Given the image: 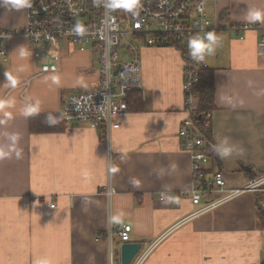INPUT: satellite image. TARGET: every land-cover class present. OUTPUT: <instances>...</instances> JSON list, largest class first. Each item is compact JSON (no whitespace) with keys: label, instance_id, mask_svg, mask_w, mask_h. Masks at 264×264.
I'll list each match as a JSON object with an SVG mask.
<instances>
[{"label":"crops","instance_id":"crops-1","mask_svg":"<svg viewBox=\"0 0 264 264\" xmlns=\"http://www.w3.org/2000/svg\"><path fill=\"white\" fill-rule=\"evenodd\" d=\"M27 7L0 0V29H23ZM207 14L224 27L264 23V0H212ZM263 34L221 30L205 39L219 156L211 167L233 184L264 177ZM139 58L141 100L118 117L109 142L83 123L35 133L31 116L61 113L69 96L97 85L98 56L65 42L0 40V264H121L124 242L108 232L124 224L132 225L128 242L151 249L142 264H264V193L197 215L202 204L189 197L160 200L191 187L178 135L184 62L172 47L140 46Z\"/></svg>","mask_w":264,"mask_h":264},{"label":"built area","instance_id":"built-area-1","mask_svg":"<svg viewBox=\"0 0 264 264\" xmlns=\"http://www.w3.org/2000/svg\"><path fill=\"white\" fill-rule=\"evenodd\" d=\"M212 0H28L27 24L23 29H0V40L21 35L33 45L49 41L90 47L98 56L99 80L94 88L73 93L63 105L66 126L83 123L109 142L121 127L118 117L129 111L131 92L140 90V46L172 47L180 51L183 62L184 107L178 135L182 149L191 159L192 181L187 191L160 193V200L179 204L186 197L202 208L197 215L246 193H264V177L241 184L230 183L222 169H214L211 149L197 124L194 99L201 72L210 68L205 39L227 30L244 39L249 31H264V23L233 22L224 27L207 14ZM264 53V34L258 42ZM131 56V59L125 58ZM217 57V54H213ZM143 98V97H142ZM200 101V100H199ZM203 115H200L202 117ZM206 127L212 125L207 115ZM109 195L116 193L109 187ZM264 208V199L260 200ZM132 225L124 224L114 235L128 242ZM145 249V248H144ZM142 250L132 264H142L151 249Z\"/></svg>","mask_w":264,"mask_h":264},{"label":"trees","instance_id":"trees-1","mask_svg":"<svg viewBox=\"0 0 264 264\" xmlns=\"http://www.w3.org/2000/svg\"><path fill=\"white\" fill-rule=\"evenodd\" d=\"M196 91L200 100L197 110V124L201 128L207 146L211 149L212 163L217 164L219 163V156L213 141L212 125L210 127L205 126L207 115L213 114L216 109L214 71L211 68L204 69L201 72V79L196 85ZM140 100V90L131 92L129 96L130 108L133 107L132 105L139 103ZM200 115L203 116L200 117ZM65 128V121L60 113L39 114L30 117V130L35 133L61 132Z\"/></svg>","mask_w":264,"mask_h":264},{"label":"water","instance_id":"water-1","mask_svg":"<svg viewBox=\"0 0 264 264\" xmlns=\"http://www.w3.org/2000/svg\"><path fill=\"white\" fill-rule=\"evenodd\" d=\"M243 168L250 170V167ZM144 247L142 242H124L121 246V264H131Z\"/></svg>","mask_w":264,"mask_h":264},{"label":"rangeland","instance_id":"rangeland-1","mask_svg":"<svg viewBox=\"0 0 264 264\" xmlns=\"http://www.w3.org/2000/svg\"><path fill=\"white\" fill-rule=\"evenodd\" d=\"M125 58H128V59H131V56H128V57H125ZM200 205H198V207H199Z\"/></svg>","mask_w":264,"mask_h":264}]
</instances>
